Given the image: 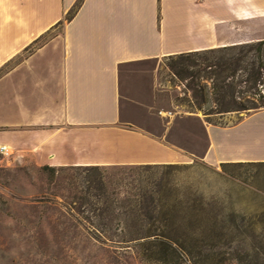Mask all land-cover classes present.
<instances>
[{"label": "crops", "instance_id": "0c3cea01", "mask_svg": "<svg viewBox=\"0 0 264 264\" xmlns=\"http://www.w3.org/2000/svg\"><path fill=\"white\" fill-rule=\"evenodd\" d=\"M259 41L264 0H0V147L41 167L264 161L251 151L264 108L204 123L194 155L138 125L141 81L123 89L128 66Z\"/></svg>", "mask_w": 264, "mask_h": 264}, {"label": "rangeland", "instance_id": "374dc122", "mask_svg": "<svg viewBox=\"0 0 264 264\" xmlns=\"http://www.w3.org/2000/svg\"><path fill=\"white\" fill-rule=\"evenodd\" d=\"M220 55H175L124 69V91L135 94L138 79L150 99L147 106L133 108L138 125L201 155L208 145L204 123L232 126L256 112L219 113L212 79L200 78L203 96L196 91L200 87H191L188 72L178 74L183 66L193 72L197 67L191 64ZM249 59L258 65L255 50ZM260 60L264 63V45ZM251 123L263 125L264 119ZM257 141L251 151L264 156V136ZM15 152L0 151V264H264V163H258L264 161L212 165L192 157L171 165L43 169ZM99 192L117 193L114 210L105 208ZM149 196L154 205L143 201ZM128 197L133 205L124 207ZM167 215L174 216L171 234L182 237L186 248H171L155 237L141 244L152 226L148 217L162 233L168 231ZM102 216L113 218L105 219L104 227L111 239L136 240L98 239L95 228L103 230Z\"/></svg>", "mask_w": 264, "mask_h": 264}, {"label": "trees", "instance_id": "16d2710c", "mask_svg": "<svg viewBox=\"0 0 264 264\" xmlns=\"http://www.w3.org/2000/svg\"><path fill=\"white\" fill-rule=\"evenodd\" d=\"M77 8L73 10V12L68 15L67 19H69L73 14L75 13ZM264 45V41L259 42H252V43H245V44H235L230 46H222V47H216V48H210L204 51L199 52H190V53H183L178 54L179 56L183 55H197V54H215L219 53L221 54L218 57L211 58L206 57L203 59L200 63H193L192 67H197L196 71L190 72L188 69L189 66H183L181 70L178 72L179 75L181 73L188 72L189 76L193 78V86H198L200 89L198 90L196 88V91L198 93H202V95H205V86H200V78L203 77V79H212V85L211 89L213 90V94L216 95V103H217V109L219 110V113H226L235 111L238 114L241 113H249L251 111H257L264 108V63L260 60L261 53H262V46ZM256 51L258 53L259 63L256 65L255 61H252L249 59V54L252 51ZM175 56V55H174ZM177 56V55H176ZM195 89V88H194ZM212 124L215 125H223L221 122H212L209 121ZM226 164V163H222ZM171 165V164H169ZM81 167H101V166H81ZM51 169L54 167L51 166H43V169ZM92 183L96 184L99 190H102L103 187H100L102 182L100 179L94 178L91 180ZM101 195L104 197V203L105 208L109 210H114V207L116 205L117 199L115 198L117 196V193L112 192L106 193V192H99L98 196L100 197V200L102 199ZM135 196V195H134ZM148 201L149 205H154L156 203V199L154 196H149L148 199L143 200ZM142 201V203H143ZM134 200L130 197L126 199V202L124 203V207L133 205ZM168 203V202H167ZM92 204L96 205L95 202ZM170 205V203H168ZM108 215H110L108 213ZM128 214H126V220L129 218ZM102 221L100 223L103 230H100L99 228H95L96 230V236L98 239L104 241L111 242L113 244H123V243H130L135 241L136 239H130V240H121L118 241L110 238V232L107 230L105 222L106 220L108 222L112 221V217H101ZM152 221V226L148 228V232L146 235L140 238H145L144 241H142L144 244L146 241H149L151 237H155L157 239H161L163 244L173 247V245H178L182 248H186V241L175 234H171V228L174 225V216L167 215L165 217V221L168 222L166 225V228L168 231H162V233H157L158 229L154 228V220L151 216L148 217ZM106 219V220H105ZM156 220H158L156 218ZM122 230V229H121ZM122 232H125V230H122ZM137 238V239H140Z\"/></svg>", "mask_w": 264, "mask_h": 264}, {"label": "built area", "instance_id": "2783aa9c", "mask_svg": "<svg viewBox=\"0 0 264 264\" xmlns=\"http://www.w3.org/2000/svg\"><path fill=\"white\" fill-rule=\"evenodd\" d=\"M0 151H1L2 153L8 154V148H7V146H1V147H0Z\"/></svg>", "mask_w": 264, "mask_h": 264}]
</instances>
